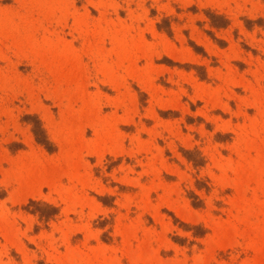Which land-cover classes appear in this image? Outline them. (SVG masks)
I'll list each match as a JSON object with an SVG mask.
<instances>
[{
    "label": "rangeland",
    "instance_id": "obj_1",
    "mask_svg": "<svg viewBox=\"0 0 264 264\" xmlns=\"http://www.w3.org/2000/svg\"><path fill=\"white\" fill-rule=\"evenodd\" d=\"M0 264H264V0H0Z\"/></svg>",
    "mask_w": 264,
    "mask_h": 264
},
{
    "label": "bare ground",
    "instance_id": "obj_2",
    "mask_svg": "<svg viewBox=\"0 0 264 264\" xmlns=\"http://www.w3.org/2000/svg\"><path fill=\"white\" fill-rule=\"evenodd\" d=\"M167 51V50H166ZM173 54V53H172Z\"/></svg>",
    "mask_w": 264,
    "mask_h": 264
}]
</instances>
